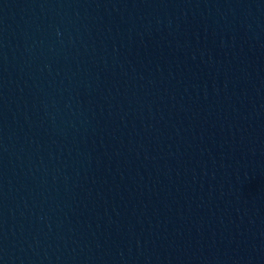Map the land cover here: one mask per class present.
Returning a JSON list of instances; mask_svg holds the SVG:
<instances>
[{"label": "water", "instance_id": "95a60500", "mask_svg": "<svg viewBox=\"0 0 264 264\" xmlns=\"http://www.w3.org/2000/svg\"><path fill=\"white\" fill-rule=\"evenodd\" d=\"M0 264H264V0H0Z\"/></svg>", "mask_w": 264, "mask_h": 264}]
</instances>
